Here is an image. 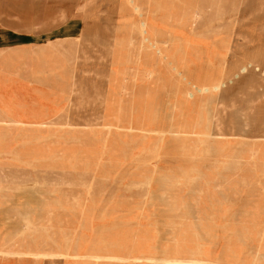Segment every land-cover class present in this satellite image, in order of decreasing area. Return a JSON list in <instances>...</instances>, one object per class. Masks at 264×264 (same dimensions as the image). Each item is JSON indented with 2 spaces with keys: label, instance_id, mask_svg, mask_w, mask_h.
<instances>
[{
  "label": "rangeland",
  "instance_id": "1",
  "mask_svg": "<svg viewBox=\"0 0 264 264\" xmlns=\"http://www.w3.org/2000/svg\"><path fill=\"white\" fill-rule=\"evenodd\" d=\"M0 8L29 28L81 27L18 47L37 52L27 62L1 58L0 264H264V0ZM156 163L192 164L188 181L211 171L221 183L179 193L223 200L178 201L171 183L155 195L143 168Z\"/></svg>",
  "mask_w": 264,
  "mask_h": 264
},
{
  "label": "crops",
  "instance_id": "2",
  "mask_svg": "<svg viewBox=\"0 0 264 264\" xmlns=\"http://www.w3.org/2000/svg\"><path fill=\"white\" fill-rule=\"evenodd\" d=\"M0 8V61L2 62V57H12L17 58L21 63L27 62L31 58H37L38 54L37 52H33L32 49H18V47L21 46H30V45H38L43 44L48 39H56V38H63V37H72L76 35L79 31L76 33V18L70 16L62 23H59L58 21H55V25L51 26L49 28L45 27H36V28H29L27 24L24 26L22 23L17 22V20L11 19L13 16H5L4 12L1 11ZM72 14V12L70 13ZM26 23V22H25ZM17 25H20L19 27ZM36 51V50H34ZM1 66V63H0ZM164 163H156L153 167L143 168V170H148L150 172H153V176L151 178V185L154 187L155 195H163L160 193L161 190H157L155 186L161 187L162 184H169L171 183L175 187H182L178 188L174 192L176 194L172 195V197H175L178 201H187V200H194V201H214V200H223L222 198H212L211 196L214 195L213 192H219V191H213L211 189L210 192L202 193V196H199L194 199H185L182 195V193H179L186 189L187 187L190 188L193 184L191 183L193 180L198 181L197 184H199L201 187H206L209 185L211 188L214 187L217 183H221L220 181H216L217 175L213 174L208 171H205V168H201L204 172L203 177H198L197 174H190L188 177L192 181H188L186 179V175L189 171L192 169V164L190 163H175L176 165L172 166L171 168H166ZM128 170H136L134 168H127ZM138 170V169H137ZM184 170V171H181ZM181 171V172H180ZM184 172V173H183ZM183 173V174H182ZM182 177L184 179H182ZM232 182L231 185H240V183L237 182V179L234 177H231ZM172 179H176L178 181H173ZM198 179V180H197ZM140 180H143L141 177ZM230 180V179H229ZM223 183V182H222ZM184 186L186 188H184ZM189 191V190H188ZM205 191V190H204ZM151 213L152 211H148V213ZM165 212V211H164ZM146 213L143 218H150L151 216ZM161 216V215H160ZM158 217V216H157ZM138 218V215H134L132 219ZM139 239H136L138 241ZM88 243V241H87ZM89 244V243H88ZM96 246V243L94 244V247ZM2 260H0L1 262ZM7 264H12L11 261H5ZM44 264H53L49 261L44 262Z\"/></svg>",
  "mask_w": 264,
  "mask_h": 264
},
{
  "label": "bare ground",
  "instance_id": "3",
  "mask_svg": "<svg viewBox=\"0 0 264 264\" xmlns=\"http://www.w3.org/2000/svg\"><path fill=\"white\" fill-rule=\"evenodd\" d=\"M233 9V8H232ZM250 16V15H249ZM124 31V30H123ZM132 64V63H131ZM245 118H248L247 115H244ZM187 128V127H186ZM120 130V129H119ZM149 132V131H148ZM177 135V134H176ZM218 136H221V134L219 133ZM251 142V141H250ZM108 175V173H107ZM109 176V175H108ZM109 178V177H108ZM168 208V207H167ZM203 223V222H202ZM175 226V225H174ZM178 226V224H177ZM206 226V225H205ZM176 228V227H175ZM202 231V230H201ZM174 234H175V231H174ZM105 240V239H104ZM52 242V241H51ZM106 244H109L110 246L112 247H116L118 250H122L121 248H123V245L121 244L120 241L117 240V242H106ZM103 245V244H102ZM100 252V251H99ZM43 258V257H42ZM64 258V257H63ZM65 258H67L65 256ZM71 260L73 261H77L75 263H80V264H98L102 261H105V262H111L112 264L113 263H124V262H127V261H138L140 258H136L134 256H132L131 254H128V255H125V256H122V257H110V258H106V260H104L105 258L102 256L101 253H94V257L90 258L88 256H86L85 253H76L74 254L73 256L69 257ZM45 259V258H44ZM61 259V258H60ZM58 259V260H60ZM40 260V259H39ZM71 260H68V263L67 264H73ZM167 263H170V264H185V263H182V262H167ZM188 264V263H187ZM193 264H197L196 262H193Z\"/></svg>",
  "mask_w": 264,
  "mask_h": 264
}]
</instances>
